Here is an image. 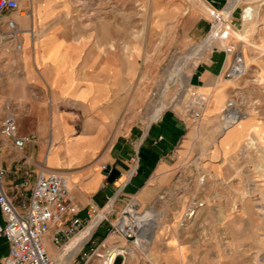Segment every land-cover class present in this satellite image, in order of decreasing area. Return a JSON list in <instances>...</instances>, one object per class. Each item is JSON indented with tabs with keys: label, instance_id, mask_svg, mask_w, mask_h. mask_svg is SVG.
I'll return each instance as SVG.
<instances>
[{
	"label": "crops",
	"instance_id": "crops-1",
	"mask_svg": "<svg viewBox=\"0 0 264 264\" xmlns=\"http://www.w3.org/2000/svg\"><path fill=\"white\" fill-rule=\"evenodd\" d=\"M112 1L17 0L16 9L0 15V127L11 114L18 134L36 137L17 148L0 132L3 187L18 208L28 202L40 171L65 176L69 197L79 204L83 219L89 204L112 200L113 206L115 196L119 202L135 197L137 204L146 206L168 194L162 174L172 171L169 165L189 122L169 110L156 119L149 117L145 129L140 124L127 129L132 101L128 94L142 75L144 0ZM161 1L147 0L151 16L146 27L152 33H158L160 13L171 19L186 15L192 21L187 33L191 39L208 33L210 18L195 1L166 0V8L160 9ZM224 1L205 0L212 7ZM116 11L118 17L112 15ZM157 39L152 37L150 43ZM229 57L214 53L209 64L189 72V85L210 96L206 117L215 115L233 87L232 79H219ZM263 123L255 115L227 128L219 141L223 152L238 145L248 148V139L263 137ZM257 167L264 181V167ZM21 181H26L24 187ZM3 215L0 209V223ZM44 244L55 254L48 235ZM65 248V254L73 252ZM8 250L0 234V264ZM63 256L55 257L61 262Z\"/></svg>",
	"mask_w": 264,
	"mask_h": 264
},
{
	"label": "rangeland",
	"instance_id": "rangeland-1",
	"mask_svg": "<svg viewBox=\"0 0 264 264\" xmlns=\"http://www.w3.org/2000/svg\"><path fill=\"white\" fill-rule=\"evenodd\" d=\"M193 1L210 18L208 33L196 40L187 35L192 21L183 14L171 19V15L160 13L158 33H152L146 27L151 16L148 2L143 1L142 32L146 43L142 75L134 91L128 94L132 99L127 110L128 130L134 124L148 127L146 123L154 110L158 114L154 112V119L161 111L171 110L189 122L188 133L176 146L169 165L173 166L172 171L162 174L169 184L168 194L162 193L157 202L146 206L137 204L135 197L125 202L113 197L109 210L106 207L112 200L97 206V212L88 221L83 219L84 229L97 215L105 213L89 239L68 255L65 246L82 229L61 246L51 243L55 250V254L48 251L51 257L56 259L58 253H63L61 262L82 261L97 246L99 251L115 246L125 253L124 260L120 257L116 264H262L259 258L264 256V181L257 165H264V134L261 138L248 139V149L238 145L227 153L219 141L227 129L221 108L228 99H234L243 111L248 109L246 120L257 115L264 121V0H239L231 12L229 0L215 7L205 0ZM115 3L112 1V5ZM165 3L166 0L159 3L160 9L166 8ZM114 14L117 16V11ZM215 25L219 28L218 38L224 41L194 56V49ZM155 36L158 43L151 44ZM229 44L243 55L245 66L233 78L225 77L234 60V52L225 51ZM214 53L231 57L219 79H232L233 87L215 115L206 117L209 94L190 86L189 81L186 83L182 72L204 67ZM201 93L206 96L204 108L200 117L193 118L194 107L189 105ZM71 201L79 206L72 198ZM128 207H134L142 215L147 213L145 217H153L154 221H148L150 240L143 248L138 245L136 233L126 237L119 230L112 232L120 213L129 215ZM135 217L143 227L145 222ZM140 230L143 228L137 229L138 233Z\"/></svg>",
	"mask_w": 264,
	"mask_h": 264
},
{
	"label": "built area",
	"instance_id": "built-area-1",
	"mask_svg": "<svg viewBox=\"0 0 264 264\" xmlns=\"http://www.w3.org/2000/svg\"><path fill=\"white\" fill-rule=\"evenodd\" d=\"M17 7V0H0V15L4 11ZM7 25L11 34H14L16 32L14 21L10 18L7 19ZM18 46L19 44H17ZM225 51L234 52V60L226 69L225 77L233 78L240 75L244 67L242 55L233 44L226 45ZM205 101L206 96L201 93L189 105V107H194L192 108L193 118L201 116ZM235 103L234 99H228L221 108L225 127L235 124L247 114ZM3 120L0 132L4 137L11 138L15 147L22 148L27 142L36 138L33 133L18 134V125L13 115L10 114ZM4 176L5 167L2 165L0 148V209L4 214L3 222L0 223V234L9 243V250L3 264H116L118 262L120 257L116 256V250L113 246L105 247L103 251H99V246H97L86 254L82 261L70 262H58L46 250L45 236H49L53 245L61 246L84 227V220L78 214L80 208L69 197V185L64 175L55 171L48 173L40 171L34 180V185H32L28 202H23L20 208L14 204L13 199L5 191L3 187ZM25 184L26 181H21L19 186L24 187ZM97 209L96 205L89 204L86 209L85 220L88 221L89 217L97 212ZM116 230L122 232L115 225L112 232ZM122 233L126 237H130L132 234ZM121 255L123 259L124 255ZM259 260L264 264V256H260Z\"/></svg>",
	"mask_w": 264,
	"mask_h": 264
},
{
	"label": "bare ground",
	"instance_id": "bare-ground-1",
	"mask_svg": "<svg viewBox=\"0 0 264 264\" xmlns=\"http://www.w3.org/2000/svg\"><path fill=\"white\" fill-rule=\"evenodd\" d=\"M238 1L239 0H229L228 1L229 12H231L234 9V7L238 3ZM218 34H219V28H217V25H215L212 28V31L200 43V46L198 48L194 49L195 51L192 54L194 56H199L200 51H203L204 49H207L208 47H211V46L217 45L220 42H223L224 40L218 38ZM242 60H243V55H242ZM243 66H244V60H243ZM179 67H180V64H179ZM179 67H177V68H179ZM244 67H243V71L245 69ZM182 75L184 77L185 82L187 83L188 82L187 80L189 79V73L182 72ZM162 104L163 103H159L160 106ZM154 112H155V110H154ZM154 112L150 116L151 119L155 118V114L158 115L157 110H156L155 114H154ZM246 113L247 114L245 115V117L241 118L239 121L244 120L248 117V115H249L248 109H247ZM239 121H237V122H239ZM149 122H150V120H149ZM227 128H229V127H227ZM249 144L250 143H248V145ZM263 167H264V165H263ZM111 205H112V201H110L107 204L106 211H107V209L109 210V208H111ZM127 211L129 212V215H125L123 213H120L122 217L121 216L118 217V219L115 221V225L120 230H122V232H124V233H136L138 235V237H137L138 245L141 246V248H143L144 244L150 240V237L148 235L149 231H150V225L148 224L149 220H147L150 217H145L142 214L137 213L134 210V207L133 208L128 207ZM103 215H105V213H101L100 215H97V217H95L84 229H82L79 233L77 232L78 234H76L73 237V239L68 243L67 246L72 247L73 251H76L88 239L89 235L91 234L92 229L94 228V226L97 224V222L99 221V219H101V216H103ZM133 216L134 217L136 216L135 218H138V221L143 220L145 222V225L142 227L141 224H139L137 221H135L133 219ZM123 217H125L126 219H124ZM140 228H143V230H140L138 233L137 229L139 230ZM113 247L116 250L115 251L116 256H119L122 258L121 254H123L124 255L123 260H124V258H125L124 250L116 249L115 246H113ZM123 260H122V262H123Z\"/></svg>",
	"mask_w": 264,
	"mask_h": 264
}]
</instances>
